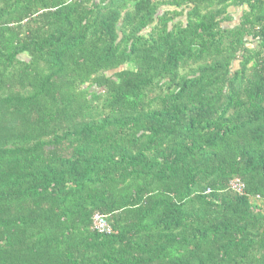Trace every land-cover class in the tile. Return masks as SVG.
Here are the masks:
<instances>
[{
  "label": "trees",
  "instance_id": "1",
  "mask_svg": "<svg viewBox=\"0 0 264 264\" xmlns=\"http://www.w3.org/2000/svg\"><path fill=\"white\" fill-rule=\"evenodd\" d=\"M0 264H264V0H0Z\"/></svg>",
  "mask_w": 264,
  "mask_h": 264
},
{
  "label": "built area",
  "instance_id": "2",
  "mask_svg": "<svg viewBox=\"0 0 264 264\" xmlns=\"http://www.w3.org/2000/svg\"><path fill=\"white\" fill-rule=\"evenodd\" d=\"M229 189L232 191L244 194L245 185L239 178H234L229 182ZM259 197V196H258ZM93 228L98 232L110 233L111 227L106 221L105 217L100 213H95L93 216Z\"/></svg>",
  "mask_w": 264,
  "mask_h": 264
}]
</instances>
